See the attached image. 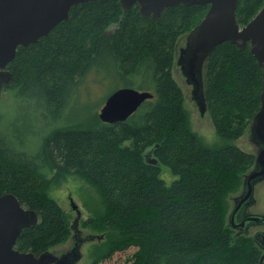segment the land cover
Segmentation results:
<instances>
[{"label": "trees", "instance_id": "16d2710c", "mask_svg": "<svg viewBox=\"0 0 264 264\" xmlns=\"http://www.w3.org/2000/svg\"><path fill=\"white\" fill-rule=\"evenodd\" d=\"M263 5L238 0L237 24L245 26ZM207 10L179 4L153 19L136 4L123 11L119 0L88 1L72 6L46 36L17 48L6 67L10 79L0 87V96L4 88L14 91L18 105L13 120L0 113V196H15L38 223L21 231L15 250L38 257L67 239L63 212L46 191L50 175L73 174L110 205L108 225L121 231L111 254L134 249L123 264H264L254 242L234 241L223 223L222 198L232 187L225 183L249 172L255 155L234 145L205 147L191 131L172 76L177 38ZM202 72L212 125L221 138L235 140L259 110L261 68L248 45L223 42ZM89 78L95 86L108 78L153 97L121 123L104 124L97 112L66 119L77 103L72 95L88 91ZM39 130L35 153L21 151ZM161 167L175 177L170 184Z\"/></svg>", "mask_w": 264, "mask_h": 264}, {"label": "water", "instance_id": "95a60500", "mask_svg": "<svg viewBox=\"0 0 264 264\" xmlns=\"http://www.w3.org/2000/svg\"><path fill=\"white\" fill-rule=\"evenodd\" d=\"M88 1L94 0H0V87L10 79L6 67L18 47L28 46L46 36L57 23L67 19L72 6ZM119 3L123 11L136 4L142 17L153 19L158 18L164 9L179 4L209 6L201 21L188 34L186 47L181 50L178 60L182 75L192 86L191 95L200 115L205 111L201 79L206 58L223 42L232 43L239 49L249 46L250 53L261 68L260 107L251 123L253 142L259 150L254 169L244 179L242 194L235 200L236 208L232 214L251 205L253 185L264 179V5L250 22L240 27L235 19L238 0H119ZM152 97L147 91L127 87L117 89L104 100L98 119L104 124L124 122ZM150 163L155 164V161ZM247 217V225H264V216ZM77 222H74L75 226ZM37 223L36 212L22 207L15 196H0V264H75L80 259L79 245L82 240L77 232L71 250L60 257L47 252L36 257L32 253L15 250L14 245L21 231ZM261 236L264 240V234Z\"/></svg>", "mask_w": 264, "mask_h": 264}, {"label": "rangeland", "instance_id": "374dc122", "mask_svg": "<svg viewBox=\"0 0 264 264\" xmlns=\"http://www.w3.org/2000/svg\"><path fill=\"white\" fill-rule=\"evenodd\" d=\"M190 32L187 30L177 38V56L180 55L181 50L186 47V38ZM172 76L182 94V108L191 131L195 132L200 137L205 147L217 149L227 145H234L245 153L257 154L259 147L252 141L250 130L251 122L247 124L244 133L240 137L235 138V140L221 138L220 135H217L212 125L209 113L205 110L203 115H200L197 104L191 95L192 87L187 84L185 77L182 76L181 67L178 65V58L175 59ZM201 80L203 81V72ZM87 82L90 88L89 85L86 84L85 89H89L88 91H84L80 98L78 96L75 98V93L72 95L71 101H76L77 103L69 107L68 111L65 113L66 119L73 121L78 117L89 116L93 112L98 113L106 97L115 90L123 88L122 84L113 82L108 78L103 84L97 86L93 85L92 78L87 79ZM134 89L138 90L137 88ZM17 108L18 105L14 96V91L4 88L0 96V113L3 119L7 122L10 119L13 120ZM41 137V130H39L37 137H27L25 145L22 146L25 150L21 151L35 153ZM125 145H129V143ZM22 147L20 146V148ZM249 172L233 173L232 178L225 183L227 186L232 187L226 189L222 198L223 205L225 206L223 223L224 226L232 231L234 241L252 240L258 250L261 251L262 257L264 255V250L258 246L253 238L255 235L261 236L264 234V225L249 224L246 226L247 228L241 232L229 226V216L236 208L235 200L242 194L243 182ZM160 176L166 184H170L171 181L175 179L164 167H161ZM49 179L50 185L46 191V195L55 201L63 212L64 219L69 229V235L65 241L50 247L47 253L54 257H60L67 253L73 247L74 235L77 232L78 238L82 240V242L79 245L80 259L75 264H123L127 257L134 252V249L130 248L124 252H115L111 254L117 246V240L121 236V231L119 227L108 225L107 219L111 216V208L101 197L97 188L84 178L73 174H64L60 176L50 175ZM246 212L253 216H264V179L253 185L252 204L246 207ZM76 220H78V222L76 226H74ZM260 236L258 240L261 239Z\"/></svg>", "mask_w": 264, "mask_h": 264}, {"label": "flooded vegetation", "instance_id": "af4514ba", "mask_svg": "<svg viewBox=\"0 0 264 264\" xmlns=\"http://www.w3.org/2000/svg\"><path fill=\"white\" fill-rule=\"evenodd\" d=\"M179 57H180V55H178V56L176 55V58H178V60H179ZM246 207H244L243 209H239L234 214L230 215L229 223H230V225L235 226L234 230H238L241 232L247 228L246 226H248L247 224L249 223V221H247V218H248L247 215L248 214L246 212ZM243 226H245V227L243 228ZM259 236L260 235H255L254 239L258 242L259 247L264 250L263 240L262 239L258 240ZM260 237H262V236H260Z\"/></svg>", "mask_w": 264, "mask_h": 264}, {"label": "bare ground", "instance_id": "6f19581e", "mask_svg": "<svg viewBox=\"0 0 264 264\" xmlns=\"http://www.w3.org/2000/svg\"><path fill=\"white\" fill-rule=\"evenodd\" d=\"M204 106H205V110H207L206 109V103H205V101H204ZM251 123H252V121H251ZM251 130V129H250ZM251 137H252V141H253V136H252V132H251ZM105 230V229H104Z\"/></svg>", "mask_w": 264, "mask_h": 264}]
</instances>
